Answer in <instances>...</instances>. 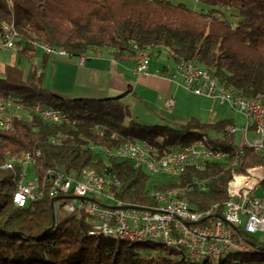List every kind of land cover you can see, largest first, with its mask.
I'll return each instance as SVG.
<instances>
[{
  "label": "trees",
  "instance_id": "1",
  "mask_svg": "<svg viewBox=\"0 0 264 264\" xmlns=\"http://www.w3.org/2000/svg\"><path fill=\"white\" fill-rule=\"evenodd\" d=\"M199 1L205 7L194 9L180 0H0V34L3 21L13 24L19 60L30 62L27 73L18 65L4 64L0 76V100H20L28 115H12V126L0 129V264H264V249L259 248L264 241L241 228L242 240L253 245L229 250L217 262L194 261L182 249L159 242L91 235L85 214L53 217L48 195L16 206L12 197L19 169L1 167L10 156L30 153L38 170L78 173L85 168L112 175L121 183L117 197L126 202L151 207L155 201L150 190L173 189L196 210L218 204L221 212L233 175L264 165V153L240 147L224 132L233 119L207 123L191 117L178 128L143 124L122 101L125 93L65 99L44 86L43 68L50 55L42 51L41 70L33 63L38 44L61 48L73 57L108 55L124 63L135 62L139 51L149 58L165 52L172 66L181 61L201 65L234 94L264 105V0ZM35 105L57 109L70 122L44 121L33 111ZM206 130L223 137H212ZM203 135L218 141L227 158L199 170L187 167L163 180H154L128 160L95 150L145 141L164 156Z\"/></svg>",
  "mask_w": 264,
  "mask_h": 264
},
{
  "label": "built area",
  "instance_id": "2",
  "mask_svg": "<svg viewBox=\"0 0 264 264\" xmlns=\"http://www.w3.org/2000/svg\"><path fill=\"white\" fill-rule=\"evenodd\" d=\"M199 1V0H194ZM17 30L14 25L7 23V35L0 37V49L17 51L20 45ZM38 46L50 56H64V53L56 52L52 46L38 44ZM83 63L85 58H78ZM150 58L139 57L137 54L134 72L137 75L148 73ZM164 76L171 82L179 78V84L189 92L208 98L218 105H226L239 113L244 124L238 126L231 123L225 127V133L236 140L238 132H241V140H252V148H264V113H260L256 107L235 103V98L230 93L223 92L207 73H197L194 68L186 64L173 66L164 71ZM175 101L168 97L164 105L172 109ZM33 111L40 118H50L51 123H63L70 121L66 114L54 112L47 107L35 105ZM23 112L20 100L12 98L0 100V129H9L12 126V115ZM223 136V133H216ZM150 146L145 141L137 142ZM225 154L207 151L201 143H193L182 150L174 151L175 160L186 158L184 167H196L211 161H222ZM122 159L123 158H118ZM132 165H140L148 173L160 174V168L147 166L142 159L137 157V162ZM6 169L18 167L16 188L12 201L16 206L24 207L39 198L37 177V160L35 156L27 153L24 161H16V156L11 162H4ZM163 168H167L165 166ZM53 173V181L56 182V190L53 197L54 216L63 213L85 214L90 228L88 232L116 231L122 236H137V234H149L166 239L180 241L190 259L199 256H211L217 259L221 251L234 248H247L246 242L239 235V228L249 234H264V190L257 195L256 180L258 173L250 174L247 182H239L235 190L231 191V205H225L221 212L196 210L186 208L183 212H166L160 208L144 209L142 207H124L115 205V195L105 193V187H100V182L95 176H72L69 172L60 168H46ZM178 176V174H175ZM203 186V185H198ZM157 198V197H154ZM180 198V197H176ZM176 198H173L176 200ZM242 217L245 218L243 222ZM204 219V220H203Z\"/></svg>",
  "mask_w": 264,
  "mask_h": 264
},
{
  "label": "crops",
  "instance_id": "3",
  "mask_svg": "<svg viewBox=\"0 0 264 264\" xmlns=\"http://www.w3.org/2000/svg\"><path fill=\"white\" fill-rule=\"evenodd\" d=\"M151 62L152 57L147 74L137 75L133 70L135 62H118L108 55H89L83 63L79 62L78 57L49 56L43 68L44 77L47 73L45 87L65 99L103 98L125 93L122 101L128 105L132 117L143 124H169L175 127L186 123L191 117L198 118L195 116L198 110L192 106V102L186 104L183 91L186 89L179 84V78L170 82L164 76V71L173 66L167 60L155 66ZM168 97L175 101L172 109L164 105ZM206 100L210 102L211 112L217 103L208 98ZM230 119L235 124L234 118Z\"/></svg>",
  "mask_w": 264,
  "mask_h": 264
},
{
  "label": "bare ground",
  "instance_id": "4",
  "mask_svg": "<svg viewBox=\"0 0 264 264\" xmlns=\"http://www.w3.org/2000/svg\"><path fill=\"white\" fill-rule=\"evenodd\" d=\"M7 23L8 22H2L1 29L2 33L1 36L7 35ZM17 36L19 38L18 32ZM50 46V45H49ZM56 52L64 53V56H70L65 50L52 46ZM139 57H148L147 53L144 51L138 52ZM78 58H85L84 56H79ZM181 64H186L191 66V68H194L197 73H207L210 75V78L217 84L218 88H220L223 92L230 93L232 97L235 98V103H240L242 105H250V107H256L260 113H264V105L261 104L259 101L253 100V99H246L238 94H234L229 89L225 88L223 85L219 84L217 79L212 75V73L207 70L206 68L202 67L201 65H196L191 62L187 61H181L178 64L174 66H181ZM54 110V112H61L57 109H51ZM44 121L50 122V118H41ZM70 122V121H68ZM223 136L217 135L215 133V138L222 139ZM194 143H201L203 146L206 147L207 151L211 152H220L222 154H225L224 156L225 160L228 156V153L226 150L222 147L218 141L214 142V140H211L207 135H203L201 138H199ZM247 146L252 148V140H242V144L240 147ZM255 151L264 153V148L261 147H254L252 148ZM95 150L102 153L105 157H114V158H123L124 160H128L129 162H137V157L139 159H142L147 166H156V168H160V174H165L168 176H174L175 174L180 175L184 172V170L187 167H184L183 165H186V158H179V160H175L174 158V152H171L167 155H160L152 146H147L145 144L133 142V141H126L122 143L117 148L109 149L107 147H96ZM15 156V155H14ZM14 156H10L6 159L5 162H11L12 158ZM27 158V153L22 154L20 156H16V161H24ZM211 162H218V161H211ZM208 163H203V165H197L196 167H193L195 169H203L205 165ZM135 167H139L140 165H133ZM165 166H168V172L167 168H163ZM2 168H5V165H1ZM147 172V171H146ZM259 172V173H258ZM81 173L84 175H90L95 176L99 182L100 187H105V193H108V195H115V188H120L121 183L112 175L105 174L102 172H95L89 169H82L78 173H72L69 172L72 176H80ZM148 173V172H147ZM258 173L257 180H256V190H264V165H256L249 167L245 170L244 173L240 174H234L232 179L227 185V195L228 199L223 203V207L225 205H231V191L235 190V186L239 182H247L249 179L250 174ZM152 176L159 175L158 173H148ZM197 185H203L199 186L201 189L205 188V185L201 181L196 182ZM37 185L39 189V198H43L45 195H48L50 197V200L53 199L54 193L56 190V182L53 181V173L47 172V169L39 170V175L37 177ZM149 196H151L155 204L151 207H145L141 206L139 204L126 202L122 199H119L118 197L115 198V205H120L124 207H142L144 209H156L160 208L161 211L166 212H183L186 211V208H192V206L189 204V202L186 199L183 198H176L179 197L176 190H167L165 192L162 191H156V190H150ZM157 197V198H154ZM173 198H176L174 200ZM208 211H217L219 210L218 204H213L212 206L206 208ZM51 211L54 214V204L51 202ZM89 234L93 235L96 233H101L103 235L109 236V237H116L125 241L129 242H159L166 246L170 247H176L179 249H182L184 251L183 246L181 245L180 241L173 240V239H166L165 237H158L153 236L149 234H137V236H122V234L116 232V231H104V232H88ZM247 248H234L230 250H246ZM229 250H224L220 252V255L217 259L211 256H199L196 258H193L194 261H202L204 259H210L213 262H217L222 255H224ZM186 254V252H184Z\"/></svg>",
  "mask_w": 264,
  "mask_h": 264
},
{
  "label": "rangeland",
  "instance_id": "5",
  "mask_svg": "<svg viewBox=\"0 0 264 264\" xmlns=\"http://www.w3.org/2000/svg\"><path fill=\"white\" fill-rule=\"evenodd\" d=\"M180 1H183L189 7L194 8V9H200L201 7H205V4L202 3L201 1H197V2L194 0H180ZM37 47L38 48L36 49L33 61L36 63V66L38 67V69L41 70L42 69L41 68V57H42L43 50L38 45ZM17 51L0 49V76L2 75L1 72H2L3 65L7 63L18 65L20 68L24 70L25 73H27L30 67V62L24 58L19 60V54ZM165 56H166L165 53H161L159 57H152V62H151L152 66L162 64L166 60ZM46 82H47V73L44 77V83H45L44 86L46 85ZM183 91L185 93V99L187 101L186 104H190V102H192V106L194 105L197 108L198 111L195 113V116L198 117L200 121L211 123V122H215L217 120H220L226 117L228 118L233 117L235 124H237L238 126H242L245 123L243 117L239 113L228 108L226 105L215 104V107L210 112L209 111L211 108L209 106L210 102L206 100V98L197 96L187 90H183ZM19 115H21L24 118H28V115L26 113L19 112ZM180 124L176 125L175 127L176 128L180 127ZM206 131L210 134V136L212 137L215 136V133H211L210 130H206ZM240 136H241V132H238V136H236V140H235L238 145L242 144V140L240 139L241 138ZM167 176L168 175H165V174L155 175L154 180L167 179ZM256 194L260 195L261 190L257 191ZM242 219H243V222H245L244 221L245 218L242 217ZM255 236L259 240L264 241V234L256 233Z\"/></svg>",
  "mask_w": 264,
  "mask_h": 264
},
{
  "label": "water",
  "instance_id": "6",
  "mask_svg": "<svg viewBox=\"0 0 264 264\" xmlns=\"http://www.w3.org/2000/svg\"><path fill=\"white\" fill-rule=\"evenodd\" d=\"M54 199L51 200V202H53ZM53 214V213H52ZM53 217H54V214H53ZM204 220V219H203ZM245 242L248 244V245H253V242H251L250 240H245ZM260 249H264V247H259Z\"/></svg>",
  "mask_w": 264,
  "mask_h": 264
}]
</instances>
